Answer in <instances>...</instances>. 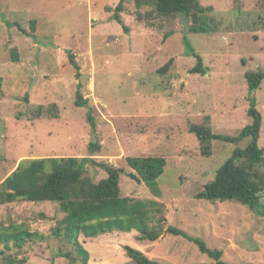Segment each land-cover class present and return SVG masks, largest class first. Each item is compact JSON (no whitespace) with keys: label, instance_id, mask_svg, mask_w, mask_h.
Here are the masks:
<instances>
[{"label":"rangeland","instance_id":"rangeland-1","mask_svg":"<svg viewBox=\"0 0 264 264\" xmlns=\"http://www.w3.org/2000/svg\"><path fill=\"white\" fill-rule=\"evenodd\" d=\"M120 2L129 32L115 20ZM198 2L211 8L208 15L217 32L188 33L179 19H150V9L137 10L133 0H0V183L23 160L83 156L97 140L101 149L95 162L124 171L123 197L160 202L167 226L221 250L226 264H264V217L239 203L195 199L247 140L238 145L214 141L210 155L202 156L198 140L188 132L190 124L209 118L212 133L237 135L251 123L247 111L253 99L262 115L258 144L264 147V80L250 92L244 78L247 72L264 73V0ZM187 43L202 57L205 75L190 73L196 59ZM79 84L93 108L94 133L88 109L74 105ZM138 156L166 158L164 173L152 184L159 197L129 177L126 158ZM105 175L96 165L86 173L93 182ZM62 216L54 203L0 205V228L14 223L42 236L21 250L5 251L0 244V262L5 252L24 258L21 264H70L58 252L73 247L52 233ZM137 236L136 231L113 232L78 240L89 252L88 264H135L124 246L159 264H214L180 236L164 234L155 242H139Z\"/></svg>","mask_w":264,"mask_h":264},{"label":"trees","instance_id":"trees-1","mask_svg":"<svg viewBox=\"0 0 264 264\" xmlns=\"http://www.w3.org/2000/svg\"><path fill=\"white\" fill-rule=\"evenodd\" d=\"M135 8L141 10L149 8L147 17L155 15L161 19H179L185 22L188 33L213 34L217 32L214 19L208 15L209 7H203L198 0H133ZM106 11L110 12L111 7ZM115 20L129 32L120 16L123 11L122 2L115 7ZM138 19L141 15L138 14ZM35 21L31 20L29 29L34 31ZM18 30L33 39L35 36L26 32L17 24ZM167 34H165L166 38ZM188 52L196 59V65L190 73L205 75L207 68L203 66L202 57L187 43ZM14 62L18 61L15 49L10 51ZM70 65L78 73L79 66L72 54L68 55ZM171 62L165 65L166 70ZM248 90L253 92L259 89L264 80L263 72H247L244 75ZM77 85L74 105L77 108H87V122L94 133L96 123L91 115L89 100H84ZM47 111L51 112L52 109ZM43 108L37 109V117L43 114ZM247 114L251 123L246 125L237 135L225 136L211 132L205 118L201 124H190L188 132L195 135L200 146V154L209 156L211 143L214 141L238 145L247 140L244 148H235L231 156L217 169L215 177L204 185L195 195L196 200L215 202H234L246 206L257 216L264 217V147H259L262 127V115L251 100V107ZM57 117L56 115L53 116ZM92 137L94 135L92 134ZM101 145L91 141L87 147V154L79 157H46L26 159L21 161L16 169L0 183V205L15 202L27 203H54L63 215L57 221L53 230L55 237H62L65 243L73 247L72 252H58V257L66 258L70 264L79 260L88 264L89 252L80 243L79 236L96 238L113 232L129 233L136 231L137 240L155 242L164 234L180 236L197 246L199 252L211 259L214 264H226L222 260V251L209 248L199 238L189 236L184 231L166 225L164 206L155 200H141L123 197L120 188V175L124 171L105 163H96L93 157L99 152ZM126 163L131 169L129 177L136 183H143L153 195L160 196L152 184L164 173L166 158L160 156L127 157ZM96 165L105 172V177L93 182L86 176L89 167ZM156 193V194H155ZM35 232L22 229L10 223L0 228V244L5 251L21 250L26 242H33L41 238ZM125 255L135 264H159L150 260L141 251L130 246H124ZM74 253V255L72 254ZM0 264H21L24 258L18 259L12 254H5Z\"/></svg>","mask_w":264,"mask_h":264}]
</instances>
